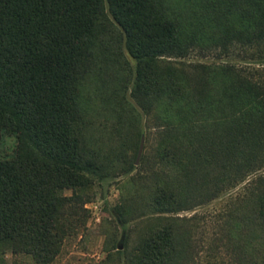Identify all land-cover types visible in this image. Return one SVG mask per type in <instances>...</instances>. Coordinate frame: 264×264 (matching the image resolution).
<instances>
[{"label":"trees","instance_id":"16d2710c","mask_svg":"<svg viewBox=\"0 0 264 264\" xmlns=\"http://www.w3.org/2000/svg\"><path fill=\"white\" fill-rule=\"evenodd\" d=\"M236 44L264 58V0H0V264L7 251L16 256L11 264H24L22 255L52 264L64 239L86 223L88 187L122 158L123 144L138 145L140 113L129 89L145 107L155 104L165 122L160 159L179 164L174 179L149 187L158 213L180 208L214 166L225 180L262 165L264 80L233 62L169 59ZM108 62L121 72L111 109L129 130L113 154L89 138L85 94ZM7 136L15 145L4 154ZM258 179L230 212L244 264H264V176ZM242 228L259 235L254 251L241 243ZM184 241L174 216L156 215L126 264H176Z\"/></svg>","mask_w":264,"mask_h":264},{"label":"rangeland","instance_id":"374dc122","mask_svg":"<svg viewBox=\"0 0 264 264\" xmlns=\"http://www.w3.org/2000/svg\"><path fill=\"white\" fill-rule=\"evenodd\" d=\"M251 52V48H242L238 44L232 45L226 52L218 48L197 47L191 48L183 56L169 59L180 66L182 63L179 61L187 64L198 61L233 62L246 70L256 71L264 80V58L256 59ZM127 57L134 66V59L128 53ZM187 66L185 64L183 67ZM120 73L113 63H103L85 89L89 105V138L94 146L112 154L121 146L119 143H125L129 132L126 124L121 123L115 110L111 109ZM129 91L126 96L140 113L138 145L135 149L127 142L123 144L126 151L122 158L115 160L107 174L96 177L88 187L90 200L85 203L89 209L86 223L79 225L74 233L64 239L52 264H126V253L156 215L174 216L181 230L185 241L176 264H244L236 238L229 231L232 226L230 212L240 206L244 196L251 193L256 179L264 176V162L257 169L236 176L232 174L225 180L220 178L214 166L204 184L187 190L180 208L158 213L147 199L149 187L156 180L174 179L179 164L160 159L158 145L162 138L159 124L165 122L157 116L155 104L150 103L147 108ZM14 145L15 138L7 136L3 153L11 152ZM131 160L134 163L130 167ZM257 185H262L260 179ZM61 192L69 194L71 190L63 189ZM118 208L123 209L124 219L119 216ZM240 237L241 243L250 251L260 245L259 235L248 228H242ZM116 249L122 251L119 253ZM15 258L10 251L4 254L7 264H11ZM17 259L24 264H34L31 257L26 255Z\"/></svg>","mask_w":264,"mask_h":264}]
</instances>
